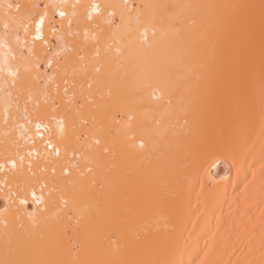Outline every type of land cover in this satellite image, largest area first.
<instances>
[{
	"label": "bare ground",
	"instance_id": "obj_1",
	"mask_svg": "<svg viewBox=\"0 0 264 264\" xmlns=\"http://www.w3.org/2000/svg\"><path fill=\"white\" fill-rule=\"evenodd\" d=\"M16 3L39 5L30 9L33 15L45 4L62 5L79 33L67 35L65 18V41L84 45L85 59L74 60L67 75L54 74L42 57L59 48L34 41V22L18 18L7 30L0 23V208L11 197L7 237L0 224V259L6 246L16 251L21 236L34 256L48 257L50 236L41 239L42 229H33L27 216L37 206L30 195L23 206L16 197L33 185L39 195L41 182L64 190L71 180L67 207L61 192L53 194L71 238L57 258L264 264V0H0V21L13 16ZM92 3L104 11L101 22L110 11L117 24L125 17L119 32L101 37L99 60L94 24L86 19ZM48 13L42 34L56 45L49 20L59 28L61 18L51 7ZM37 57L41 62L33 67ZM17 70L18 76L10 74ZM89 95L95 103L86 102ZM61 118L67 133L57 158L47 141L57 142ZM40 121L51 131L38 130ZM65 167L70 177L63 176ZM55 212L50 207L45 215ZM76 245L79 252L70 251Z\"/></svg>",
	"mask_w": 264,
	"mask_h": 264
},
{
	"label": "snow or ice",
	"instance_id": "obj_2",
	"mask_svg": "<svg viewBox=\"0 0 264 264\" xmlns=\"http://www.w3.org/2000/svg\"><path fill=\"white\" fill-rule=\"evenodd\" d=\"M9 9L13 7L12 4H9L7 6ZM15 7V13L11 18H9L8 14H5V17L0 23L3 24V27L5 30L9 28V24L12 21H15L16 19H20L21 21L27 20L30 23H35V37L34 41L40 40L43 41L45 45L48 46L49 50H51L54 47H58L59 50L52 53L51 56H49L47 53L44 54L42 57L43 61L46 62L47 69H50L53 71L54 74H58L61 71L67 75V69L72 65L73 61H79L83 62L85 59V56L81 53L84 51V45L78 44L76 42H72L71 44L67 43L65 41V30H64V24L63 20L65 18H68V30L67 35L68 36H79L78 32H73L72 24L73 21L71 18H69L68 13L64 10V7L62 5L52 4L47 5L45 4L44 11L42 13H36L35 15L32 14L30 9L32 8H38L39 5H27L22 3H16L14 5ZM51 7L54 10V14L58 15L61 19L57 23H59V28H57L55 25L52 24L51 20H49V25L51 27V32L53 35L56 36V45H51L48 40H45L43 36V28L45 25L46 18H48L49 13L48 9ZM107 7H113L111 5ZM141 8L145 9H167L168 5H150V4H143L140 6ZM177 7H188V6H177ZM196 7H223V6H214V5H207V6H200L197 5ZM235 7V6H233ZM77 5H72V17L77 16L76 12ZM90 8V11H87L86 13V19L89 22H93L95 31L91 35V41L92 45L95 48V58L99 60L100 58V41L101 37L105 34L106 31H112L113 35H115L116 32H119L121 30V27L125 24V17L123 14L120 16V24H117L112 17L115 16V12H108L107 18H104L102 22L100 21L101 17H104V11L102 10V7L98 3H92L88 6ZM93 13L96 14V19L94 21ZM36 16L39 17V19H36ZM25 33H28V25L25 26ZM143 36V42L147 43V28H145L144 32L141 34ZM155 35V33H153ZM89 41V29L85 27L84 29V44L86 45ZM29 56L33 55V49L29 48ZM119 52L120 50L117 49ZM21 55H23L21 53ZM41 62V58L37 57V59L33 62V67H38ZM0 71H3V69H0ZM101 71L100 67H95V72L99 73ZM19 70L14 73H10L13 76H18ZM72 75H76V69H72ZM49 80H53L54 76H49ZM65 83H68V80L65 79ZM88 88H92V83L88 84ZM67 92V89L65 90ZM86 102L95 103L92 101L91 96L85 97ZM81 108L84 107V105H80ZM25 112H27V109H25ZM79 115V112L77 113ZM70 115V113H69ZM53 120L56 119L55 116L52 117ZM129 122L132 120V116L128 117ZM95 121V117H93V122ZM59 125V134L57 137V142L53 143L52 139L49 138L47 141V147L49 149H52L54 151V154L57 158L61 156V145H63V142L65 140V136L67 133V125L64 118H61L60 120L56 121ZM84 124L87 125L88 121L87 119L84 120ZM44 127L45 130L51 131L47 128L46 124H43V121H40L36 124V128L39 130L41 127ZM129 127H131V124L129 123ZM111 134V133H109ZM117 135H119V130H117ZM83 137H77L76 139L79 141ZM130 139L135 138V133H132L129 136ZM94 144L96 146H99L101 144L100 139H94ZM140 148H144L145 144L143 142L140 143ZM83 147V146H82ZM89 150L91 149L92 145L87 146ZM65 153L67 152V146L64 147ZM77 149L73 148L72 152L73 155H76ZM109 149L104 148L103 154L107 155ZM31 154V153H30ZM100 153L98 152L96 156L89 159L90 164L94 163L99 160ZM23 159V158H21ZM192 164L196 163V159L193 156L192 160L190 161ZM11 167L15 169L17 167L16 163L13 161L11 163ZM71 167L78 168V164H72ZM5 168L4 164H0V170H3ZM53 174H55V168H53ZM94 169L93 167L89 166L87 167L88 173H93ZM62 174L65 177H70L72 175L70 169L68 167H65L62 169ZM35 175V174H33ZM83 173H81V176ZM68 185H73V182L71 180L66 181L65 189L61 190L57 188L55 185L53 187L49 188V185L47 182H41L39 185V191L40 194L37 195L36 187L35 185L28 187L26 189V194L21 198L20 196H17L16 198L19 201V205L23 206L27 203L28 196L30 195L32 198L33 203L37 206L36 209H34L31 212L27 213V216L29 220L31 221V226L33 229H42L40 236L41 239L44 238L45 234L47 233L50 236V240L48 243V249H49V255L47 258H37L32 254L30 246L25 242L24 238L18 237L17 238V249L16 251L10 250L7 246L5 248L4 252V258L0 259V264H147V262L142 260H136V259H111V260H78V259H72V260H65L61 258H57L58 254L61 252L62 247L67 240L70 242V236H69V225L66 223H61L60 217L64 212L63 208L57 207V200L53 198V194L56 192H61V195L59 196L60 202L64 205V207L68 206V199L65 198L64 191H66V188ZM45 189L48 190L47 192V198L45 197ZM13 196H16L15 193L12 194ZM11 197H6L4 201V207L0 208V224H3V227L5 229V236H8V229H9V220L8 215L10 212L9 207V201ZM12 203H15L13 200ZM43 205V207H41ZM56 209V212L53 214V216L49 217L45 215L48 213L49 208ZM73 210L79 211V209L76 207V199L73 198ZM19 211V209H17ZM49 221H53L49 223ZM76 231H79L80 229L77 227L75 229ZM80 249L79 245H76L74 248L70 249V251L74 253H78ZM18 253V254H17Z\"/></svg>",
	"mask_w": 264,
	"mask_h": 264
},
{
	"label": "rangeland",
	"instance_id": "obj_3",
	"mask_svg": "<svg viewBox=\"0 0 264 264\" xmlns=\"http://www.w3.org/2000/svg\"><path fill=\"white\" fill-rule=\"evenodd\" d=\"M222 168V167H221ZM222 170H223V168H222Z\"/></svg>",
	"mask_w": 264,
	"mask_h": 264
}]
</instances>
